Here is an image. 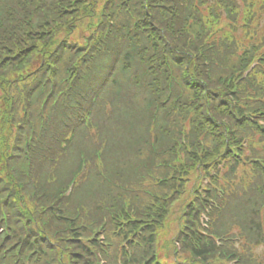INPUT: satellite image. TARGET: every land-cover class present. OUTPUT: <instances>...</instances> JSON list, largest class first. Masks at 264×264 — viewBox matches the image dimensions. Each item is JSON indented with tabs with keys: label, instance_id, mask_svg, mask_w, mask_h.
<instances>
[{
	"label": "trees",
	"instance_id": "16d2710c",
	"mask_svg": "<svg viewBox=\"0 0 264 264\" xmlns=\"http://www.w3.org/2000/svg\"><path fill=\"white\" fill-rule=\"evenodd\" d=\"M0 264H264V0H0Z\"/></svg>",
	"mask_w": 264,
	"mask_h": 264
},
{
	"label": "rangeland",
	"instance_id": "374dc122",
	"mask_svg": "<svg viewBox=\"0 0 264 264\" xmlns=\"http://www.w3.org/2000/svg\"><path fill=\"white\" fill-rule=\"evenodd\" d=\"M160 3H161V0H158ZM164 9H167V7H164L162 6ZM162 169V168H161ZM177 209H179L178 207V204H176L172 211H170L169 213V216L166 220V226H165V229L164 231H160V236H159V240H158V245H159V248L158 250H162L164 249L165 247H168V246H165L164 245V240H168V239H173L174 238V235L176 233V224H177V216H178V213L176 212ZM231 228H236V226H232L229 228V231H231ZM235 231V229H233ZM170 251L169 253L167 254H170L172 250L171 247H169Z\"/></svg>",
	"mask_w": 264,
	"mask_h": 264
}]
</instances>
